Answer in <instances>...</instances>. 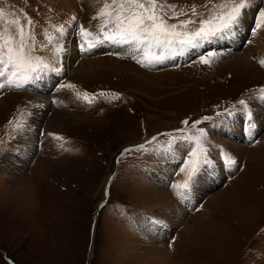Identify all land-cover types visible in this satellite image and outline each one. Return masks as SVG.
Instances as JSON below:
<instances>
[{"label":"rangeland","instance_id":"obj_1","mask_svg":"<svg viewBox=\"0 0 264 264\" xmlns=\"http://www.w3.org/2000/svg\"><path fill=\"white\" fill-rule=\"evenodd\" d=\"M166 2L207 11L206 0ZM101 6L0 0V29L15 30L12 14L27 25V14L39 43L47 44L45 30L55 36L52 25L64 24V46L67 35L80 39L79 24L95 31L99 21L92 16ZM256 12L245 13L235 45L228 37L188 49L183 54L200 53L187 61L177 53L150 67L127 49L77 46L78 55L65 62L66 53L57 60L52 45L38 43L35 54L61 71L42 73L39 84L0 89V264H264V28L255 36L245 30ZM209 50L216 56L201 63L199 55ZM241 53L254 73L234 65ZM87 61L95 69H82ZM115 93L120 97L111 99ZM21 119L25 126L15 128ZM200 128L212 164L192 182L190 191L200 192L193 204L171 185L186 178L180 169L195 142L170 141L199 135ZM225 155L236 163L228 165ZM213 166L216 177L199 190ZM215 193L222 196L218 204L210 202Z\"/></svg>","mask_w":264,"mask_h":264},{"label":"snow or ice","instance_id":"obj_2","mask_svg":"<svg viewBox=\"0 0 264 264\" xmlns=\"http://www.w3.org/2000/svg\"><path fill=\"white\" fill-rule=\"evenodd\" d=\"M96 2H100L102 6L92 16L93 20L99 21L95 31L82 24L78 25L80 51L88 52L104 44L128 45L132 58L143 67L161 64L175 56L177 51L183 54L188 49L201 48L205 44L210 45L236 35L242 27L245 13L253 7L257 9L253 25L245 30L255 36L258 30L264 28V0H206V12L198 11L195 4L177 10V5L168 4L166 0H96ZM12 15L10 23L16 26L15 30L10 31L7 27L0 29V89L5 87L21 89L25 85L35 83L42 73L61 71V68L54 67L46 57L35 54L39 43L35 33V21L25 14L27 25H24L19 16ZM4 16L5 8L0 7V18ZM181 16L185 19H179ZM170 20L175 22L170 23ZM76 21L77 17L73 15L72 22ZM52 29L58 35L54 36L45 30L47 44L39 43V46L46 48L52 45L50 51L58 60L60 54L65 51L60 42L68 29L64 24H53ZM214 56L216 52L209 50L206 55H199V61L210 65ZM260 63L264 66V60ZM60 87L75 88L76 86L62 84ZM77 96H82L89 103L92 102L88 93H77ZM119 97L120 94L115 93L111 99ZM239 103L247 108L244 100H240ZM228 115L234 113L229 111ZM183 123L187 124L188 121L185 120ZM198 123L200 121L194 122V124ZM24 126L22 119L17 120L14 125L17 129H22ZM255 127V123L250 125L251 129ZM198 132L199 135L173 137L170 141L171 143L177 139H186L195 142V146L188 153L189 158L183 161L184 167L180 169L181 172L187 169L186 178L171 185L179 198H186L185 192L191 190L194 178L203 168L212 164L203 142L207 133L203 128L198 129ZM48 135L54 134L48 133ZM155 139L153 137V140ZM138 147L144 148V145ZM225 162L228 165L236 163L231 155H225Z\"/></svg>","mask_w":264,"mask_h":264},{"label":"bare ground","instance_id":"obj_3","mask_svg":"<svg viewBox=\"0 0 264 264\" xmlns=\"http://www.w3.org/2000/svg\"><path fill=\"white\" fill-rule=\"evenodd\" d=\"M242 23H243V21H242ZM242 29V28H241ZM67 38L65 39V44H64V49H65V51H64V53H66V58H65V62H66V59H69V60H71L75 55H78V48L76 49V45H74L73 44V38L72 37H70L69 35H67L66 36ZM231 38H232V45H235V43H238V41H239V36L236 34V35H234V36H231ZM115 47H121V46H116V45H111V44H104V45H101L100 46V48L101 49H109V48H115ZM248 50V49H247ZM236 64H234V65H237V64H243V65H246V67H244L245 68V71L248 73V72H251L252 70H253V73H254V69L253 68H255L254 66H252V64L249 62V59H248V57L246 56V54H242L241 53V55L237 58V60H236V62H235ZM84 64H87V67L86 66H84ZM66 65V64H65ZM85 67L88 69V68H91V69H95L94 67H93V64L92 63H90L89 61H87V62H83L82 64H81V68L82 69H85ZM86 69V70H87ZM256 69V68H255ZM258 70V69H257ZM259 71V70H258ZM255 72H256V70H255ZM257 73V72H256ZM76 113V112H75ZM79 114L80 113H76V116H78V117H81V116H79ZM73 116H75V115H73ZM54 120H57V121H59V119L57 118V116H56V118H53ZM52 119V120H53ZM52 122V121H51ZM233 123V122H232ZM236 123V122H235ZM57 127L56 126H52V128H51V130H54V131H57V129H56ZM227 129L230 131V132H232V131H236V132H238L237 131V129H238V127H237V125H234V124H231V123H229V125L227 126ZM214 167V166H213ZM214 171L213 170H211L210 169V173H208L209 172V168H208V170H205V172L207 171V174H208V176L209 177H207V178H210V179H206V180H204V178H200L199 179V181H198V189L199 190H204V188L205 187H207V183H208V181H212L211 179H213V178H215L216 177V172H218V169L216 168V167H214ZM227 169H230V166H228L227 167ZM20 170V169H19ZM16 171H17V168H16ZM211 174L213 175V177L211 176ZM206 176V175H205ZM198 193H200L199 191H197V189L196 188H194L192 191H189V192H185V199H184V202H188V203H193L194 204V199H195V197H197V194ZM221 198H222V196L220 195V193H215V194H212L211 195V197H210V202H215V204H218L219 202H220V200H221ZM183 200V199H182ZM224 203H222V205H223ZM173 216L174 217H176V219L178 218V213L177 212H175L174 214H173ZM174 221L173 219H171V218H169V221ZM186 228V227H185ZM188 230V229H187ZM192 230V229H191ZM136 249V248H135ZM137 249H139V248H137Z\"/></svg>","mask_w":264,"mask_h":264}]
</instances>
